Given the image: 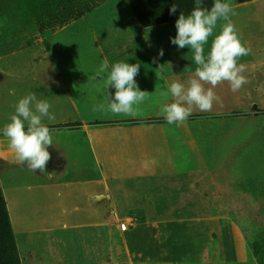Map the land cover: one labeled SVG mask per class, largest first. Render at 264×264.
<instances>
[{
	"label": "rangeland",
	"instance_id": "374dc122",
	"mask_svg": "<svg viewBox=\"0 0 264 264\" xmlns=\"http://www.w3.org/2000/svg\"><path fill=\"white\" fill-rule=\"evenodd\" d=\"M219 6L224 5L214 0H197L195 6L192 0H137V6L129 0H0V122L7 123L1 114L7 117L19 107L38 112L47 109V104L67 102L74 107L81 90L77 85L91 80L92 65L101 62L93 63V57L117 54L127 61L112 58L115 69L119 65L138 70L148 65L149 69V57L143 64L132 57L167 53L171 49L163 43L177 41L179 50L173 52L189 58L195 54L189 47V41H195L190 33L162 25L179 20L165 22L179 11L193 13ZM227 14L253 56L252 66L227 62L214 68L218 60L206 66L181 60L174 66L180 80V109L174 115L138 117L126 107L114 110L107 119L80 120L72 114L66 122L49 127L61 132L69 144L74 142L76 154L90 163L88 129L116 126V132L145 125L148 135H157L161 134L157 125L167 123V133L179 135L181 148L195 156L190 158L193 164L205 161L222 188H227L228 236L213 213L210 222L196 225L203 233L197 239L205 246L202 256L139 262L125 252L127 230L121 229V223L127 220L48 231L46 225L27 216L11 214L0 186L19 264H264V0H235ZM146 41H160V52ZM167 68L162 65L163 70ZM33 128L40 132V127ZM112 129L108 130L111 134ZM17 130L3 129L0 135ZM115 146L112 141L110 147ZM117 161L120 165L122 159ZM84 176L94 177L95 170L89 168Z\"/></svg>",
	"mask_w": 264,
	"mask_h": 264
},
{
	"label": "crops",
	"instance_id": "0c3cea01",
	"mask_svg": "<svg viewBox=\"0 0 264 264\" xmlns=\"http://www.w3.org/2000/svg\"><path fill=\"white\" fill-rule=\"evenodd\" d=\"M234 1L214 0L224 6L162 25L190 33L195 40L189 41L195 51L190 59L173 52L179 50L177 41L163 43L171 49L167 53L132 57L142 64L149 57V69L148 65L141 70L124 65L115 69L110 60H120V55L102 54L93 57V63L101 62L92 65L91 80H81L82 87L77 85L81 90L74 107L65 102L47 104L40 112L19 107L7 117L1 114L7 123L1 121L0 130L18 129L12 135H0V186L11 214L27 216L46 225L48 231L129 220L135 227L124 229L125 252L139 262L202 256L205 246L197 239L203 233L196 225L210 222L213 213L228 236L224 215L227 188H222L205 161L193 164L190 158L195 156L181 148L179 135L167 133V123L157 125L161 129L157 135H148L145 125L116 132V126L88 129L90 163L76 154L74 142L69 144L61 132L49 126L66 122L72 114L80 120L107 119L114 110L126 107L138 117L174 115L180 109L179 70L174 66L181 60L205 66L218 60L214 68L227 62L252 66L253 56L245 40L228 18L227 9ZM146 42L160 52V41ZM123 58L121 62H126L127 57ZM165 64L167 70L162 69ZM37 126L40 132L33 128ZM112 141L116 143L113 149ZM150 146L157 150L149 152ZM89 168L95 170V176L85 178Z\"/></svg>",
	"mask_w": 264,
	"mask_h": 264
},
{
	"label": "trees",
	"instance_id": "16d2710c",
	"mask_svg": "<svg viewBox=\"0 0 264 264\" xmlns=\"http://www.w3.org/2000/svg\"><path fill=\"white\" fill-rule=\"evenodd\" d=\"M196 1L197 0H192V6H195ZM129 2L137 6V0H129ZM170 2L172 3L173 1ZM182 2L186 3L187 0L186 1L182 0ZM210 11L212 10H200L193 13H187V11L182 10L179 11L178 15L174 19H168L165 22L175 19L186 18L196 14L207 13ZM0 264H19L17 249L13 242V237L9 229L7 216L4 211V203L1 198H0Z\"/></svg>",
	"mask_w": 264,
	"mask_h": 264
},
{
	"label": "built area",
	"instance_id": "2783aa9c",
	"mask_svg": "<svg viewBox=\"0 0 264 264\" xmlns=\"http://www.w3.org/2000/svg\"><path fill=\"white\" fill-rule=\"evenodd\" d=\"M126 225V229H128V227H129V225H131V221H126L125 223H121V229H123L124 230V228H123V225Z\"/></svg>",
	"mask_w": 264,
	"mask_h": 264
},
{
	"label": "bare ground",
	"instance_id": "6f19581e",
	"mask_svg": "<svg viewBox=\"0 0 264 264\" xmlns=\"http://www.w3.org/2000/svg\"><path fill=\"white\" fill-rule=\"evenodd\" d=\"M123 228L126 229V225L125 224L123 225Z\"/></svg>",
	"mask_w": 264,
	"mask_h": 264
}]
</instances>
